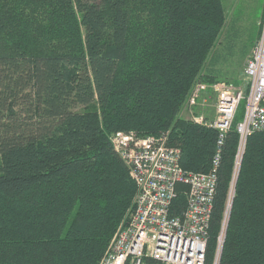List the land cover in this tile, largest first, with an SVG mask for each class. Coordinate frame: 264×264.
Instances as JSON below:
<instances>
[{
	"label": "trees",
	"instance_id": "trees-1",
	"mask_svg": "<svg viewBox=\"0 0 264 264\" xmlns=\"http://www.w3.org/2000/svg\"><path fill=\"white\" fill-rule=\"evenodd\" d=\"M225 22L222 0H0V264H98L137 191L117 131H167L185 171L212 168L218 131L181 111L223 78ZM243 111L219 147L204 264H264V131L246 138L217 248Z\"/></svg>",
	"mask_w": 264,
	"mask_h": 264
},
{
	"label": "built area",
	"instance_id": "built-area-1",
	"mask_svg": "<svg viewBox=\"0 0 264 264\" xmlns=\"http://www.w3.org/2000/svg\"><path fill=\"white\" fill-rule=\"evenodd\" d=\"M243 72L247 80L244 96L225 82L208 83L209 88L218 92L213 117L205 119L189 111L192 121L218 131V148L208 172L185 171L179 161L180 149L169 142L167 131L147 136L133 131L112 134V146L128 167L137 191L132 210L117 227L98 264H204L219 147L240 100H244L242 118L236 123L238 144L233 177L217 237L220 248L246 138L255 131H264V12ZM208 85L195 84L187 101L190 108ZM178 184L187 186L186 202L182 211L175 214L172 202ZM213 264H217V257Z\"/></svg>",
	"mask_w": 264,
	"mask_h": 264
},
{
	"label": "rangeland",
	"instance_id": "rangeland-1",
	"mask_svg": "<svg viewBox=\"0 0 264 264\" xmlns=\"http://www.w3.org/2000/svg\"><path fill=\"white\" fill-rule=\"evenodd\" d=\"M260 4H262V7H263L262 12H264V0H262L261 2L254 0V2L250 5L251 6V12L247 13V21H249V23L251 22L253 15H259ZM262 15H263V13H262ZM262 15L259 16L260 18L257 22L258 27H259V21L261 20ZM235 16L238 17V14H236ZM248 37L249 36L246 34V35H237L235 38H230L231 46H229V43H227V42L222 43V46L220 47V49H218V51H219L220 55L223 58L224 57L225 58L220 60L221 61L220 65H216V66H217V68H220L222 70V73L220 76L223 78L219 77V80L214 82V83L225 82L226 85L230 84L232 87L235 88V90L236 89L240 90L242 92L243 96L246 93L247 81L245 78H243V79L239 78L240 80H237L236 77H242L241 75L243 74L246 61L249 58V55L251 54L252 48H253L258 36H257L254 44L252 45L251 49L249 50V52L245 56H243V54L246 50L247 44H248L247 43ZM227 46H229V47H227ZM224 76L230 77V78H226V77L224 78ZM235 81H238V82H235ZM201 83L208 85V83H210V82H201ZM209 86L210 85L204 86V88H202V90L199 92L198 101L194 106H192L190 108L189 105L186 104L183 107V109L181 111L182 117L190 118L191 113H189V111H191L192 114L196 113L198 115H201L205 119H208V116H210L211 114L214 115L215 103H216V99H217L216 96H217L218 92H216V90H212V88H209ZM130 211H129V213H130Z\"/></svg>",
	"mask_w": 264,
	"mask_h": 264
},
{
	"label": "crops",
	"instance_id": "crops-1",
	"mask_svg": "<svg viewBox=\"0 0 264 264\" xmlns=\"http://www.w3.org/2000/svg\"><path fill=\"white\" fill-rule=\"evenodd\" d=\"M226 13L225 26L219 35L220 42L230 41V38H235L237 35H248L246 54L254 44L258 34V20L262 15V4H260L259 15H253L251 22L247 21V13L251 12V4L254 0H222ZM261 2L260 0H257ZM240 2V3H239ZM238 14V17L235 16ZM245 54V55H246ZM213 114L208 116L212 118Z\"/></svg>",
	"mask_w": 264,
	"mask_h": 264
}]
</instances>
